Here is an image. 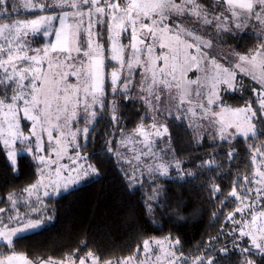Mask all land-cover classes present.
I'll return each instance as SVG.
<instances>
[{"label":"snow or ice","instance_id":"snow-or-ice-1","mask_svg":"<svg viewBox=\"0 0 264 264\" xmlns=\"http://www.w3.org/2000/svg\"><path fill=\"white\" fill-rule=\"evenodd\" d=\"M21 11L36 18L20 19ZM0 21H7L0 23V154L14 176L21 154L30 158L40 178L23 190L28 201L0 197L9 204L0 207V264H64L29 260L17 254L14 242L50 223L45 198L99 182L107 165L126 189H154L145 197L147 213L167 209V190L159 181L196 175L183 169L170 146L160 147L170 143L171 120H188L198 142L210 138L212 147L228 146L219 164L214 154L207 163L197 158L215 179L238 156L233 141H244L248 160L242 173L230 185L212 178L205 185L220 214L228 208L225 223L231 228L222 235L232 249L205 248L192 259L169 234L144 240L133 257L114 264H153V256L161 264V254L166 264H221L214 253L229 251L239 252L238 264H258L256 257L264 264V0H0ZM249 29L258 44L230 46ZM37 37L46 39L43 47L33 46ZM244 78L250 98L232 108L222 93L245 87ZM132 101L145 115L129 134L120 108ZM105 115L109 129L100 152L88 153L98 135L95 122ZM186 208L178 205L173 218L186 221ZM66 260L113 264L91 252Z\"/></svg>","mask_w":264,"mask_h":264},{"label":"trees","instance_id":"trees-1","mask_svg":"<svg viewBox=\"0 0 264 264\" xmlns=\"http://www.w3.org/2000/svg\"><path fill=\"white\" fill-rule=\"evenodd\" d=\"M258 42L254 32L243 31L230 40V45L243 50ZM226 98L232 105L239 106L250 98V91L246 94L237 91L228 93ZM120 112L127 131H133L141 123V116L145 115L136 101L125 102ZM104 117V121L100 118L95 123L98 135L85 150L88 153L100 152L105 132L109 129L108 116ZM167 123L176 156L196 174L178 182L177 179L159 181L158 186L167 190V202L170 205L167 209L161 207L152 214L147 213L145 197L154 189L147 185L135 192L126 189L120 174L113 166L107 165L99 182L82 184L79 190L70 195L65 193L51 197L47 212L53 216V220L42 231L28 233L25 238L15 241L17 253L24 254L29 260L51 258L67 261L66 257L71 253L78 252L83 256L91 252L102 261L115 260L133 254L151 236L171 234L181 240L184 253L197 254L204 239L219 232L228 212V208H224L223 214H220V204L210 198L205 185L212 182L210 178L218 184L230 185L232 179L240 175L237 171L244 169L248 155L244 141L237 137L233 141L238 149L237 158L231 164L225 163L221 169L224 174L215 179L216 174L207 167L199 166L201 161L197 158L209 159L214 151L216 163L219 164L225 160L224 152L228 146L218 143L219 148H215L207 141L196 143L185 120ZM18 159L20 171L14 176L7 159L0 154V197L22 194L38 178L33 174V161L30 158L21 154ZM6 203L5 199L0 207ZM178 205H187L186 210L181 212V217L187 218L184 222H178L172 216ZM239 259L236 253H228L220 261L221 264H238ZM256 259L259 264V258Z\"/></svg>","mask_w":264,"mask_h":264},{"label":"rangeland","instance_id":"rangeland-1","mask_svg":"<svg viewBox=\"0 0 264 264\" xmlns=\"http://www.w3.org/2000/svg\"><path fill=\"white\" fill-rule=\"evenodd\" d=\"M203 2H204V3H209V4H210V3L212 2V0H203ZM19 18H20V19H33V18H36V17H34V16H26V15L23 13V11H21V14H20ZM0 22L4 23V22H7V21H0ZM245 31L254 32V31L251 30V29H249V30H245ZM36 40H37L38 43H37V44H34V45H33L34 47H35V46L43 47V44L46 43V39L41 40L40 37H37ZM230 46H231V45H230ZM243 84L245 85V87L241 88L240 90H237V92H239V93H241V94H246L248 91H250L251 84H250V82H249V80H248L247 78H244V80H243ZM233 92H235V91H233V90H226V91H224V92L222 93L225 103L228 104V105H229L230 107H232V108L243 107V106L245 105L244 103H243V104H240L239 106H236V105H232L230 102H228L226 96H227L228 93H233ZM149 114H150V113H149ZM101 118H102V121L105 120V117H104V116L101 117ZM99 119H100V118H99ZM99 119H98V120H99ZM161 119H162V118H161ZM185 122L189 125V121H188V120H185ZM95 123H96V122H95ZM147 123H151V121H150V122H147ZM166 123H167V122H166ZM81 126H83V125H81ZM191 130H192V129H191ZM132 132H133V131H127V133H129V134H131ZM192 132H193V130H192ZM193 134H194V136L196 135L194 132H193ZM195 141H196V143H202V142H205V141L210 142V138H206V139H204L202 142H198L197 139H195ZM217 143H219V142H217ZM169 146L174 150L171 141H170L169 144H161V145H160V147H169ZM215 148H219V147L217 146V147H215ZM222 149H223V148H222ZM215 150H216V149H215ZM173 154L176 156L175 152H173ZM212 154H214V151H212ZM214 155H215V154H214ZM179 160H180V159H179ZM181 161H182V160H181ZM182 162H183V161H182ZM205 162H206V163L209 162V159H205ZM215 163H216V160H215ZM198 164H199V166H201V162H199ZM182 167H183V169H185L186 171L193 173V170H191V169H187V168L184 166V163H183ZM203 167H206V164H205V166H203ZM237 172H238L239 174H241V173H242V169H239ZM170 175H171L172 177H176V173H175V172H170ZM181 175H183V172H181ZM38 179H40V178L38 177L37 180H38ZM177 179H178V178H177ZM37 180H36V181H37ZM34 183H35V182H34ZM34 183H33V184H34ZM31 185H32V184H31ZM31 185L28 186L27 188L31 187ZM81 185H82V184H81ZM13 194H14L15 198L17 199L18 203H22V202H24V201H28V196H27V193H25V192L22 193V194H21V193H17V194H16V193H13ZM41 194H42V193H41ZM54 196H58V195H55V194H54V195L51 196V197H54ZM51 197H50V198H51ZM34 198H35V194L33 195V199H34ZM50 198H45V205H46V208H48V206L50 205ZM29 202H30V201H29ZM4 207H9L8 202L6 203V205H5ZM27 210H28V209H27L26 207H21V208H20V211H21V212H26ZM44 215L46 216V218H48V219L50 220V222L53 220V216L50 215L47 211L44 213ZM226 215H227V214H226ZM225 220H226V216H225V219H224V222H223L224 224L222 225L221 229L219 230V232H218L217 234H215V235H213V236H209V237H207L206 239H204L203 246H202V248L200 249L199 253H197V254H195V255H192L191 253H184V254L187 255V256H189L190 258L194 259L197 255L202 254L205 248H212V247H214V248H216V249H220V248H222V247H224V246H227L229 249H232V243H231L230 239H229L227 236L222 235V230H223L224 232H227V231L231 228V225H226ZM48 224H49V223H48ZM167 235H169V234H167ZM167 235H160V236L155 235V236H151V237L147 238L146 240H148V239H161V238H163V237H165V236H167ZM217 237H219V242H217V240L215 239V238H217ZM136 250H137V249H136ZM136 250H135V252H136ZM135 252H134L133 254L129 255V256H126V257H123V258H120V259H115V260H113V259H108V260H105V261H110V262H113V264H114V262H116V261H118V260H125V259H128V258H130V257H133L134 254H135ZM88 253H90V252H88ZM88 253L84 254L83 256L87 255ZM229 253H233V254L236 253L237 255H239V252H238V251H235V252H233V251H229ZM17 254H19V253H17ZM22 255H23V254H22ZM94 255H95V254H94ZM214 255H215V256H219L220 259H222V258L224 257V256H221V254L218 253V252H215ZM95 257H98V256L95 255ZM98 258H99V257H98ZM256 258H259V257H256ZM140 259H144L143 255H141ZM150 259H151V261L153 262V264H155V257L153 256V257H151ZM99 260H100V259H99ZM100 261H101V262H105V261H102V260H100ZM58 262H59V261H58ZM64 264H69V262H68V261H64ZM87 264H91V261H88ZM133 264H137V261L133 260ZM161 264H166V262H165L164 257H163L162 254H161Z\"/></svg>","mask_w":264,"mask_h":264},{"label":"crops","instance_id":"crops-1","mask_svg":"<svg viewBox=\"0 0 264 264\" xmlns=\"http://www.w3.org/2000/svg\"><path fill=\"white\" fill-rule=\"evenodd\" d=\"M18 255H21V254H18ZM24 255V254H23ZM25 256V255H24Z\"/></svg>","mask_w":264,"mask_h":264}]
</instances>
